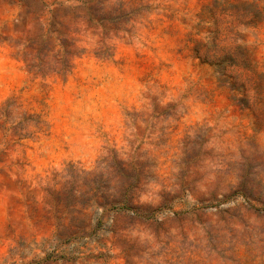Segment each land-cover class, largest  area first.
<instances>
[{"label":"rangeland","instance_id":"obj_1","mask_svg":"<svg viewBox=\"0 0 264 264\" xmlns=\"http://www.w3.org/2000/svg\"><path fill=\"white\" fill-rule=\"evenodd\" d=\"M0 264H264V0H0Z\"/></svg>","mask_w":264,"mask_h":264}]
</instances>
